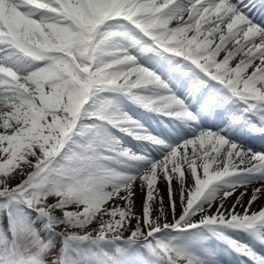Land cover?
<instances>
[{
	"label": "snow or ice",
	"instance_id": "obj_1",
	"mask_svg": "<svg viewBox=\"0 0 264 264\" xmlns=\"http://www.w3.org/2000/svg\"><path fill=\"white\" fill-rule=\"evenodd\" d=\"M257 139L264 0H0V264H264Z\"/></svg>",
	"mask_w": 264,
	"mask_h": 264
},
{
	"label": "rangeland",
	"instance_id": "obj_2",
	"mask_svg": "<svg viewBox=\"0 0 264 264\" xmlns=\"http://www.w3.org/2000/svg\"><path fill=\"white\" fill-rule=\"evenodd\" d=\"M254 148V147H253ZM255 150H259V149H257V148H254ZM260 150H262V149H260ZM189 151H190V149H189ZM161 188H163V185H161ZM245 199H247V197H245ZM139 203H140V198H139V196L137 197V208H139ZM260 205L259 204H255L254 206H253V208H254V210L256 209V208H258Z\"/></svg>",
	"mask_w": 264,
	"mask_h": 264
},
{
	"label": "bare ground",
	"instance_id": "obj_3",
	"mask_svg": "<svg viewBox=\"0 0 264 264\" xmlns=\"http://www.w3.org/2000/svg\"><path fill=\"white\" fill-rule=\"evenodd\" d=\"M252 143H254V144H257L258 142H263L264 143V140H259V139H257V140H253V141H251ZM259 144V143H258Z\"/></svg>",
	"mask_w": 264,
	"mask_h": 264
},
{
	"label": "trees",
	"instance_id": "obj_4",
	"mask_svg": "<svg viewBox=\"0 0 264 264\" xmlns=\"http://www.w3.org/2000/svg\"><path fill=\"white\" fill-rule=\"evenodd\" d=\"M19 179V177H17V180Z\"/></svg>",
	"mask_w": 264,
	"mask_h": 264
}]
</instances>
